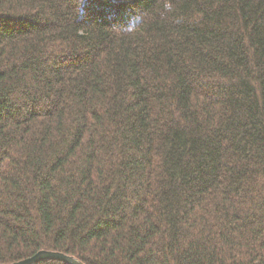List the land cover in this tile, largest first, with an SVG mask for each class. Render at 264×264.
<instances>
[{"label": "trees", "instance_id": "trees-1", "mask_svg": "<svg viewBox=\"0 0 264 264\" xmlns=\"http://www.w3.org/2000/svg\"><path fill=\"white\" fill-rule=\"evenodd\" d=\"M39 250L264 264V0H0V264Z\"/></svg>", "mask_w": 264, "mask_h": 264}, {"label": "water", "instance_id": "water-1", "mask_svg": "<svg viewBox=\"0 0 264 264\" xmlns=\"http://www.w3.org/2000/svg\"><path fill=\"white\" fill-rule=\"evenodd\" d=\"M42 260H55V261L64 262L66 264H84L80 260H78L77 258L71 255H67L56 251H47V250H39L36 253H34L32 256L13 262L11 264H35Z\"/></svg>", "mask_w": 264, "mask_h": 264}]
</instances>
